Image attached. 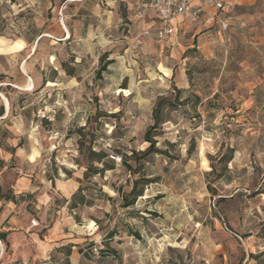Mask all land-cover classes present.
<instances>
[{
  "label": "rangeland",
  "instance_id": "obj_1",
  "mask_svg": "<svg viewBox=\"0 0 264 264\" xmlns=\"http://www.w3.org/2000/svg\"><path fill=\"white\" fill-rule=\"evenodd\" d=\"M133 1L0 0V173L82 177L88 149L103 151L114 169L82 186L115 264H264V0H224V31L179 19L138 53L132 38L158 23L138 28ZM160 97L176 105L152 134L164 154L134 170Z\"/></svg>",
  "mask_w": 264,
  "mask_h": 264
},
{
  "label": "crops",
  "instance_id": "obj_2",
  "mask_svg": "<svg viewBox=\"0 0 264 264\" xmlns=\"http://www.w3.org/2000/svg\"><path fill=\"white\" fill-rule=\"evenodd\" d=\"M82 181L79 173L53 181L43 173H0L4 264L116 263L113 256L104 257V234L86 215L94 206L93 200L83 192L86 204L70 209L71 198L82 187ZM90 223L93 229L86 226Z\"/></svg>",
  "mask_w": 264,
  "mask_h": 264
},
{
  "label": "trees",
  "instance_id": "obj_3",
  "mask_svg": "<svg viewBox=\"0 0 264 264\" xmlns=\"http://www.w3.org/2000/svg\"><path fill=\"white\" fill-rule=\"evenodd\" d=\"M67 27V26H66ZM69 33H70V37L71 38V31L68 29ZM133 39V38H132ZM112 63V60L108 61L107 65H102L97 71H96V79L99 81L102 78V73L106 71V68L108 65H110ZM62 69L66 72V74L69 77H74L75 76V69L74 67H67L65 64H62ZM181 91L177 90V94L180 95ZM179 98L176 99V102H179ZM198 100V99H197ZM182 102V101H181ZM176 107L175 104L173 103H169L168 100L165 97H160L156 104L155 107L152 111V125L146 130L144 137H143V141L144 143L148 144V146L146 147V149L144 151H142L139 154V158H137V155H135V153H131L132 156H134V162L136 164V167L134 170L136 169H140L141 168V163L142 161L147 162L149 156L153 155H162L164 153L158 151L155 146H156V141L154 140V136L152 135L161 125H163L167 120L164 116V112L167 110H173ZM78 134L79 136H81V131L78 130ZM229 153L232 155L233 151L229 150ZM86 158V163L87 166L84 169V171L82 172V180L87 181L89 180L91 177L94 176H100L102 174H104L105 172L111 171L114 169V165L110 164L109 162L106 161L107 159V155L104 154L103 151H99V152H94L91 149H88L87 154L85 155ZM112 160H114L113 157H111ZM232 160V157H229L227 159V162H230ZM96 165H100L101 167L98 168L96 167ZM123 166L128 170V171H132L133 173L135 172L129 165H126V161H123ZM226 170V169H224ZM213 171V170H212ZM142 182L145 186L151 184L153 181L149 180V179H145V178H139V179H135L132 185L131 190L129 191V193L127 194H120L121 197V208L122 209H128L131 208L136 199L139 198L140 196H142V191L138 190V186L139 183ZM83 192H85V195L87 197H89L90 199H92V196L96 195L95 190L90 187L88 184L85 187H80L77 191L76 194H74L71 198V203H70V209H75L78 206H82L84 204H86L85 202V195L83 194ZM258 194H264V192H259ZM93 200V199H92ZM98 228L100 230H102V234H104V243L106 242H110L112 240V238L114 237V233H113V229H111V227H106L101 228V226H98ZM106 250V251H105ZM104 257H111L113 256V258L115 259L116 262H119L120 260V256L118 255V253H116L115 249L109 250V249H104Z\"/></svg>",
  "mask_w": 264,
  "mask_h": 264
},
{
  "label": "built area",
  "instance_id": "obj_4",
  "mask_svg": "<svg viewBox=\"0 0 264 264\" xmlns=\"http://www.w3.org/2000/svg\"><path fill=\"white\" fill-rule=\"evenodd\" d=\"M231 3L224 0H134L131 6L132 20L139 28L149 19H155L158 27L155 32L150 29H140L132 39V49L135 52L143 50L145 40L163 44L168 38L174 36V23L179 19L190 18L193 21H201L204 25H212L217 22L224 31L227 23L218 19L216 13L231 8ZM35 226V222H31ZM4 255V247L0 242V263Z\"/></svg>",
  "mask_w": 264,
  "mask_h": 264
},
{
  "label": "bare ground",
  "instance_id": "obj_5",
  "mask_svg": "<svg viewBox=\"0 0 264 264\" xmlns=\"http://www.w3.org/2000/svg\"><path fill=\"white\" fill-rule=\"evenodd\" d=\"M63 26V25H62ZM67 34H68V32H67ZM22 69V71L24 72V69H23V67L21 68ZM31 83H32V81L29 79V81H28V85H31ZM3 100H4V103H5V106H6V110H8V102L3 98Z\"/></svg>",
  "mask_w": 264,
  "mask_h": 264
}]
</instances>
